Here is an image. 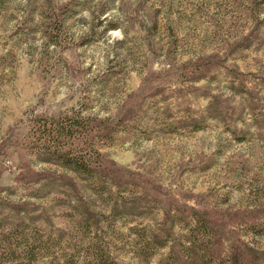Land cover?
Masks as SVG:
<instances>
[{
    "label": "rangeland",
    "instance_id": "obj_1",
    "mask_svg": "<svg viewBox=\"0 0 264 264\" xmlns=\"http://www.w3.org/2000/svg\"><path fill=\"white\" fill-rule=\"evenodd\" d=\"M75 118L123 191L47 155ZM0 202L61 237L28 264H264V0H0Z\"/></svg>",
    "mask_w": 264,
    "mask_h": 264
},
{
    "label": "trees",
    "instance_id": "obj_2",
    "mask_svg": "<svg viewBox=\"0 0 264 264\" xmlns=\"http://www.w3.org/2000/svg\"><path fill=\"white\" fill-rule=\"evenodd\" d=\"M201 124L202 123H200V121L195 119L190 122V125L194 130L200 129ZM98 125L102 126L100 127L101 131L109 130V125L104 122L102 123L99 121ZM41 126L44 128L41 130L44 135L41 134L40 138V140L44 142L42 143V146H44L43 144L45 143H50L47 145V148L44 147L48 150L47 155L50 158L61 161L65 165L78 171L82 176H84L85 180H88L89 184L96 192L105 190L111 184L123 191L125 187L128 186V183H130L128 181H118L116 177L110 174L111 170L107 168V165L101 162V160L99 161L98 158L95 161L91 160V158L73 153L70 147H63L60 145V142H63L66 138L78 135L75 131L76 129H84L86 127L81 119L77 120L75 118L72 122L71 120L66 121V119L60 122L50 121L48 123L47 121H44ZM132 204V201L124 203V210L126 213L132 212V208L135 207ZM0 205L4 208L10 207L8 202H0ZM115 205L117 206V201H115ZM14 208L18 209L15 206ZM118 212L120 211L117 210L115 214H119ZM91 217L92 216L88 218L89 221L92 219ZM194 218L197 222L195 225L196 230L200 233H207L209 230V222L206 216L204 217V215L200 214L195 215ZM35 223L36 220L29 217L27 219L19 217L16 221L11 219L9 220L7 217H2V219H0V264H20L23 262L28 264L41 257L55 255L56 249L51 250V247L60 244L61 237L53 238L51 234H48L39 227H36ZM94 224L95 223H89V226L91 227ZM196 230L195 234H199ZM166 242L167 240L161 242L160 246H164ZM79 253V250L73 251L67 258H65L64 264H84L85 259L81 262L79 259ZM85 264H118V262L114 257L102 254L95 257L92 261L85 260Z\"/></svg>",
    "mask_w": 264,
    "mask_h": 264
}]
</instances>
